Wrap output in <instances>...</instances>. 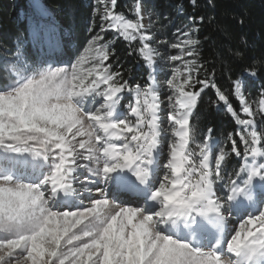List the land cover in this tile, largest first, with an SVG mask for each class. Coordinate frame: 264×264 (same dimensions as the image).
Masks as SVG:
<instances>
[{"label":"snow or ice","instance_id":"snow-or-ice-1","mask_svg":"<svg viewBox=\"0 0 264 264\" xmlns=\"http://www.w3.org/2000/svg\"><path fill=\"white\" fill-rule=\"evenodd\" d=\"M98 3L100 30L75 60H31L19 35L0 59V264H264V121L245 93L257 69L232 80L238 114L198 59L204 17L160 40L180 50L166 55L141 0L134 19ZM44 38L37 22L32 39ZM115 39L138 41L144 83L109 63ZM166 61H180L167 79ZM208 88L238 125L227 144L211 127L196 139Z\"/></svg>","mask_w":264,"mask_h":264},{"label":"trees","instance_id":"trees-1","mask_svg":"<svg viewBox=\"0 0 264 264\" xmlns=\"http://www.w3.org/2000/svg\"><path fill=\"white\" fill-rule=\"evenodd\" d=\"M141 1L158 14L157 22L166 27V40L176 36V28L189 25V17H204V22L198 24V59L207 70L215 72L217 86L228 96L238 114L240 106L232 95V80L241 76L245 68L255 67L257 75L246 77V93L255 105L257 122L264 121V114L258 109L259 91L264 86V0H195V4L192 0ZM133 3L134 0H117L116 11L131 17L128 10ZM100 6L98 0H0V59L14 47L19 35L25 41L24 51L31 60L51 58L62 63L75 60L87 41L100 30V14L94 12ZM37 22L45 30V38L39 43L32 39ZM103 35L111 42L117 34L107 31ZM196 35L194 33L193 37ZM111 47L115 55L109 63L120 67L126 79L144 83L147 70L142 60L135 52L129 54L135 45L115 39ZM204 77L201 71L199 78ZM216 99L214 89H205L192 124L196 139H202L211 127L214 138L227 144V134L234 132L238 125L223 102L218 107L213 104ZM241 118L246 117L241 114ZM236 166L235 158L230 157L229 170Z\"/></svg>","mask_w":264,"mask_h":264},{"label":"rangeland","instance_id":"rangeland-1","mask_svg":"<svg viewBox=\"0 0 264 264\" xmlns=\"http://www.w3.org/2000/svg\"><path fill=\"white\" fill-rule=\"evenodd\" d=\"M142 5H143V12L145 14V19H144V23L145 25H149L150 24V30L153 34V40L151 41V43L153 44L154 47H157L159 49H161L162 51L165 52L166 55H177L179 54V49H172V48H168L166 45L160 44L159 41L160 40H166L164 38V31H165V26H162L159 22H157V18H158V14H156L153 10V8L149 5H145V3L143 1ZM101 12H102V6H100ZM130 19H134V16L131 15V17H129ZM185 25L181 26L180 28L183 29ZM168 42V44H172V43H177V36L173 37L171 40H166ZM135 46L138 45V41L136 42V44H134ZM190 57H185V59H189ZM143 62V61H142ZM180 65V61H175V62H164V64L162 65V71L160 73V76L167 79L170 78L171 73L174 69V67L179 66ZM246 88H247V84L245 86V93H246ZM246 98L249 101V103L252 104L254 111H256L255 105L253 103V101L250 99V97L247 96L246 93ZM166 102V101H165Z\"/></svg>","mask_w":264,"mask_h":264}]
</instances>
